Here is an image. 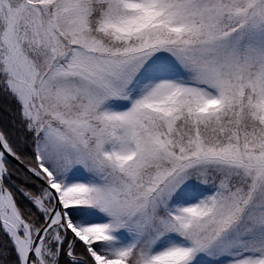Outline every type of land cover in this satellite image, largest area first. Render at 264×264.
I'll list each match as a JSON object with an SVG mask.
<instances>
[{
  "label": "snow or ice",
  "instance_id": "1",
  "mask_svg": "<svg viewBox=\"0 0 264 264\" xmlns=\"http://www.w3.org/2000/svg\"><path fill=\"white\" fill-rule=\"evenodd\" d=\"M0 264H264V0H0Z\"/></svg>",
  "mask_w": 264,
  "mask_h": 264
}]
</instances>
